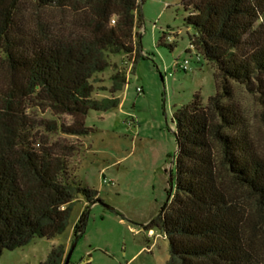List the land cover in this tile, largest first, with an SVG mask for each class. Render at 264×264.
Masks as SVG:
<instances>
[{"label":"trees","instance_id":"obj_1","mask_svg":"<svg viewBox=\"0 0 264 264\" xmlns=\"http://www.w3.org/2000/svg\"><path fill=\"white\" fill-rule=\"evenodd\" d=\"M34 5L31 10L28 5ZM190 45L214 66L215 93L173 111V191L147 228L168 239L166 264H264V148L235 85L258 96L264 129V0H183ZM60 9L47 13L48 8ZM138 0H0V256L34 237L67 228L82 196L97 191L72 175V147L37 140L32 110L68 116L46 128L83 136L89 110L118 108L123 70L111 96L96 99L91 79L111 55L138 57ZM172 48V46H171ZM256 120V114H253ZM86 206L73 227L84 235ZM62 245L41 264H64Z\"/></svg>","mask_w":264,"mask_h":264},{"label":"rangeland","instance_id":"obj_2","mask_svg":"<svg viewBox=\"0 0 264 264\" xmlns=\"http://www.w3.org/2000/svg\"><path fill=\"white\" fill-rule=\"evenodd\" d=\"M138 2V57L133 61L123 54L111 55V66L91 79L92 97H109L111 76L123 70L127 81L115 94L120 100L118 108L89 110L85 126L91 131L83 136L46 128L51 123L71 122L66 115L57 117L48 110L34 109L30 117L38 141L73 148L68 156L71 173L82 185L96 190L99 201L89 205L79 196L64 232L52 238L34 237L24 246L4 250L0 264H41L57 245L64 247L66 257L74 240V224L86 206L85 232L68 264H166L168 239L156 228L148 230L147 225L167 198L176 151L172 115L194 94L205 103L215 93L214 66L190 48L189 36L194 30L184 22L189 11L183 0ZM59 11L47 9L49 15ZM185 59L187 70L174 65ZM234 88L236 99L254 120L262 149L264 129L258 96L240 85L234 84Z\"/></svg>","mask_w":264,"mask_h":264},{"label":"water","instance_id":"obj_3","mask_svg":"<svg viewBox=\"0 0 264 264\" xmlns=\"http://www.w3.org/2000/svg\"><path fill=\"white\" fill-rule=\"evenodd\" d=\"M176 152L177 151H175V153L172 156L171 168L173 167V165L175 163ZM172 191H173V178L170 175V177H169V189H168V192H167L166 202L171 198ZM76 242H77V238L75 237L73 242H72V245H71V247H70V249H69V251H68V253H67L66 257H65L64 264H68V260H69L70 255H71V253H72V251H73V249H74V247L76 245Z\"/></svg>","mask_w":264,"mask_h":264},{"label":"built area","instance_id":"obj_4","mask_svg":"<svg viewBox=\"0 0 264 264\" xmlns=\"http://www.w3.org/2000/svg\"><path fill=\"white\" fill-rule=\"evenodd\" d=\"M190 48H193V46L192 45H190ZM176 67H178V68H181V69H183V70H187L188 69V60L187 59H185L181 64H179L178 62H175V64H174ZM137 91L138 92H141V88H137ZM104 182H105V180H104Z\"/></svg>","mask_w":264,"mask_h":264},{"label":"crops","instance_id":"obj_5","mask_svg":"<svg viewBox=\"0 0 264 264\" xmlns=\"http://www.w3.org/2000/svg\"><path fill=\"white\" fill-rule=\"evenodd\" d=\"M85 208V207H84Z\"/></svg>","mask_w":264,"mask_h":264}]
</instances>
